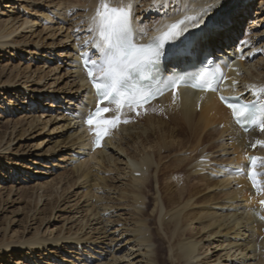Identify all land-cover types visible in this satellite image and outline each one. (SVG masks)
Instances as JSON below:
<instances>
[{
    "label": "bare ground",
    "instance_id": "obj_1",
    "mask_svg": "<svg viewBox=\"0 0 264 264\" xmlns=\"http://www.w3.org/2000/svg\"><path fill=\"white\" fill-rule=\"evenodd\" d=\"M258 1L195 0V3L190 5L193 9H199L205 5L212 7L214 11L210 13L208 19L214 18L216 23L223 25L222 30L214 32L208 40L201 43L199 59L204 53L217 54L218 57H223L222 62L226 67V75L224 84L220 87V92L224 96L237 95L249 90L250 95L256 94L260 98H264V92H262L264 90V76L258 78L259 76L251 74L250 69L255 65H251L248 58L257 49L253 47V43H250V41H246L239 46L235 44L234 39H231L235 34L241 32L249 13ZM67 2L70 3L69 0ZM184 2L188 3L189 0H184ZM50 3L49 5L40 6L42 11L39 13H41L40 15L45 22L42 21L46 23L50 20L48 15L55 13V17L59 18L57 22H65L68 21L65 17L68 13L69 17L74 18L71 19L72 26L76 31L79 29L80 34L78 39L72 40L67 50L63 48L61 53L52 52V45L47 49L49 54L44 55L47 57V61H51L50 58L54 57V62L57 58L64 57L67 63L65 70H72L70 73L66 72L67 77L72 79L68 89L54 88L45 92L43 89H39L36 92L39 94H36L34 104L42 103L41 110L45 107L50 108L46 110V113L49 114L56 113L57 110H61L62 113L68 112L69 115L72 112L76 114L74 120H78L75 124L76 129L79 130L77 131L79 135L72 129L73 126L69 127L70 123L65 127H57V130L64 127L70 133L74 132L72 136H76L75 143L81 141L77 145V150L81 151L83 156L89 157L90 161L96 162L97 168L98 165L105 162L109 165L113 163V167H115L114 162H112L114 155L117 157L116 161L121 157L126 159V161L124 160L123 170L117 169V175L119 174L123 178L128 176V180L127 183H121L122 189L120 188L121 191L117 192V195L118 201H128L125 208L134 209V212L129 211L123 214L133 218L132 225L131 222L129 225L122 223L118 219L123 215H118L116 223L113 222L117 226L112 229L113 231L111 230L113 232L111 240L105 245L103 242L96 244V240L90 241L85 237L86 234L80 237L76 233L64 239L48 240L43 237L37 238L38 235H36L22 244H10L9 242L0 247V264H4L5 259L8 260V264H35L34 259L39 258L36 254L45 256L47 246H55L57 250L60 241L64 242V247L69 246L71 252H77L74 258L77 259L74 261H79L82 256H85L82 260L83 264H87L89 261L97 264H163L162 258L165 250L168 264L219 263L222 257L229 258L228 255L232 250H234V253L241 255V264H245L246 259L251 260L252 258L256 259V262L251 264H264V206L260 204L261 200L264 199V173L260 174L262 167L264 170V131L254 130L243 133L235 125L231 111L220 103L217 94L199 90L179 89L176 93L166 94L147 106L144 115L136 117L133 112L123 110L122 119L128 120L125 123L126 127L123 123L114 128L111 126L109 133L101 144V150L93 151L92 142L88 136V131L84 130L82 118L84 112L93 103L94 98L92 89L86 82L85 74L82 71L80 58L83 54L91 55L93 59L98 58V55H95L96 49L89 44L95 38L94 34H89V28L92 26V17L101 0H77L75 3L80 4L81 8L70 10L65 7L61 14L58 12V8L63 4L58 2L53 5L54 2ZM108 3L113 7L131 6L133 27L138 33L142 31L146 34L138 35L137 43L153 38L157 33L165 30L168 24L180 18L171 15L173 6L179 4L180 0H108ZM263 3L264 0H260L257 11H264ZM1 4H4L5 8H10L8 7L9 2L2 3V0H0ZM86 9L87 13L85 12ZM165 13H168V15L166 16ZM151 17L156 19L150 21L151 23L149 22L150 26H146L145 19ZM258 19L256 17L249 19V24L256 26V24L264 22V19L256 22ZM2 28L3 25H0V39H6L11 33L6 34L7 32L5 33ZM59 30H63V27ZM247 30L249 31V29ZM196 31H199V29H196ZM188 35H191V32ZM252 38H257V35ZM65 39L71 40V36L65 37ZM4 46L12 47L14 43H4ZM34 48V54L36 55L38 49L42 47L36 46ZM0 49L2 52L5 51L3 46H0ZM261 49L264 54V45ZM58 61L62 62L61 59ZM258 61L263 62L259 66L260 69L258 68V73L263 74L264 60L258 59ZM173 64H175L174 67ZM173 64L167 63V66L179 69L185 63L173 62ZM58 70L61 71L62 68L56 67L55 71L58 72ZM42 80V77L39 78V81ZM14 87V85H10V88ZM2 91H5V89ZM9 92L10 90L5 91V94L8 95ZM79 99H81V104H77V106L79 105L77 112L71 111L69 107L65 108L68 104H75ZM82 101L84 102L82 103ZM18 102L23 101L19 100ZM55 102L59 103L58 106H54ZM27 106H31V103ZM155 107H159V109ZM52 108L57 110L54 111ZM155 112L160 113L158 118L151 115ZM164 116L169 118V122L162 120ZM45 117H47V114ZM63 117L64 115L59 119L49 118L45 125H47V122L48 124L57 125L59 121L65 119ZM220 124L224 125L222 131L217 132L216 129H213L212 132L205 133L206 129L215 128L216 125ZM133 129H136L137 132L134 133ZM118 136L119 138L116 139ZM217 138H220L219 140L226 139V141L225 143L220 142L219 145L215 143ZM129 147L132 152H128ZM198 148H201V151L197 153ZM225 148L232 150L233 158L221 159L224 158L221 156L227 153ZM215 149H220L218 156H214L218 152H215ZM183 150L191 151L190 154L192 155L189 157L179 156L178 153ZM248 155L256 158L251 168L248 165ZM62 161L60 160V162ZM82 163L78 166L75 165L77 166L75 168V183L87 180L91 172L88 171V167L84 168L87 162ZM96 165L94 164L93 167H96ZM227 166L243 169L244 176L230 174L222 168ZM10 169L13 170V168ZM23 169L26 168L23 167ZM1 171L0 169V173ZM249 173L251 178L248 179L247 175ZM97 180L102 182L103 178H97L96 182L98 183ZM152 182L155 185L154 198L147 201L143 193L145 189L151 191L153 188ZM254 189L259 190V192L257 191L258 194ZM219 194L223 195L220 203ZM43 197L39 196V201ZM149 206H152L150 214L147 211ZM121 208L124 209V207H120L116 210L121 211ZM111 209L113 210V206L98 207V212L94 213L93 216L95 217L101 212L98 217L102 218L104 217L102 214L107 211L110 212ZM125 211L123 210V212ZM108 214L110 215L109 218L115 215V213L113 215V212ZM109 221H104L105 225ZM88 222L86 221V223ZM97 224L100 225L102 222H97ZM122 228L124 229L122 230ZM105 229L102 232L104 235L109 233V230L105 231ZM97 235L99 237V233ZM217 237L221 240L214 241L218 239ZM107 238L106 234L104 240H107ZM84 245L87 248H82ZM98 245L106 247L98 248ZM113 245L122 251L125 248L123 254L120 255V252L112 253ZM211 246H215L214 249L223 248L222 251L225 252V255L222 257L216 255L215 259L214 256H208V252H211ZM84 249L87 250L84 251ZM105 250L110 261L106 260L101 263L99 258L103 256ZM247 251L249 255L245 258V252ZM68 252L66 254H69ZM257 253H259L258 256ZM52 254L55 255V252H52ZM15 258L16 261H14ZM19 258L22 260L19 261ZM211 258L214 260L212 261Z\"/></svg>",
    "mask_w": 264,
    "mask_h": 264
},
{
    "label": "rangeland",
    "instance_id": "obj_2",
    "mask_svg": "<svg viewBox=\"0 0 264 264\" xmlns=\"http://www.w3.org/2000/svg\"><path fill=\"white\" fill-rule=\"evenodd\" d=\"M67 1L68 0H2V3L9 2L10 4L8 7L10 8H5L4 4L0 5V25H3L2 29L5 30V33L7 32L6 34L11 33L8 38L0 39V46H3V49L5 50L2 52L0 49V158L2 159L0 161V169L2 170L0 173V247H3L9 242L10 244H22L23 242L31 240L36 235H38L37 238L43 237L44 239L53 240L55 238L64 239L65 237L67 238V236H73L74 233L80 237L86 234L85 237L90 241L96 240V244L103 242L105 245L111 240L110 238L113 233L112 229H115L117 226V224L113 223H116L117 216L128 213L129 211L134 212L133 208H125L128 201H118L117 195V192H120L122 189L121 183H127L128 180V176H126L127 178H123L119 176V174L117 175V169L123 170L125 163L124 160L126 161V159L121 157V161L120 159L116 161L115 159L117 157L114 155L115 157L113 156L112 162H114L115 167H113V163L109 165L108 163L106 164V162L103 164L100 162L101 164L99 163L100 165H98L99 167L97 168L96 162L90 161V159H88L89 157H86V155L83 156L81 151L77 150V145H79L81 141H76L77 144L75 143L76 136H72L74 132L70 133V131L66 130L67 128H64L65 125L67 126L70 123L69 127L73 126L72 129H74L76 134L79 135V132H77L79 130L76 129L75 124L78 120H74L76 119V114L72 112V114L69 115L68 112L62 113L60 112L61 110L58 111L53 108L52 109L54 111L57 110V112L49 114L46 113V110H49L50 108L45 107L41 110L40 107L43 106L42 103L34 104V102H36L34 101V98L36 94H39L36 93L37 90L43 89L44 92L50 91L54 88L66 90L72 81V79H69L66 74V72L70 73L72 70H65L67 68V63L63 56L57 58L54 62V57L50 58L51 61H47L48 59L44 55L49 54L47 49L52 47V45V52L61 53L63 48H66L67 50L72 43V40L78 39L80 30L78 29L76 31L74 26H72L73 23H71V19L73 17H69L68 13L67 16H65L68 21L64 22L59 20L62 21L61 23L57 22V19L59 18L55 17V13H50L48 15L50 20L44 23L45 21L40 15L41 13H39L42 11L40 6L49 5L51 4L50 2H54L53 5L58 2L59 4H63L58 8L60 14L63 13L62 11H64L65 7L70 10L73 8H81L80 4L75 3L77 0H69L72 4ZM258 4H260V0L249 13L247 21L243 25L244 30L242 29L240 33L237 35L235 34L231 39H234L235 44L239 46L246 41L253 43V47L257 49V51H254L253 48V55H249L248 57L250 64L253 66L255 65V67L250 69V72L251 74L259 76L258 78H262L264 76V68L262 69L263 74H259L258 71L260 69L259 66H261L263 62L258 61V59L264 60V54L261 49L262 45H264V22L256 24V26H251L249 24V19L255 17L259 18L256 22L264 19V11H257L259 9ZM85 12L87 13V9ZM155 19V17L154 19L153 17L150 19L146 18V26H150L152 20L154 21ZM58 23H60V27ZM61 27H63V30H59ZM68 28L70 29L68 30ZM247 29H249V31ZM255 35H257V38L253 39L252 37ZM69 36H71V40H66L65 37ZM8 42L14 43V46H4V43ZM257 44L260 45L257 46ZM36 46L42 48L38 49V54L35 55L34 47ZM60 59L62 62L58 61ZM56 67L60 69L62 68V70L56 72ZM41 77L43 80L39 81V78ZM10 85H14L15 87L10 88ZM4 89L5 91L10 90L8 95L5 94V91H2ZM17 100L23 102L20 103ZM80 100L81 99L77 100V102L74 101L75 104L73 103V105H66L65 108L69 107L71 111L77 112L79 110V105L77 106V104H81ZM83 102L84 101H82V103ZM30 103L31 106L28 107L27 105ZM58 104V102H55L54 106H58ZM38 107L39 109L37 110ZM155 108L159 109V107ZM46 114L47 117H45ZM63 115V119H65L59 121L57 125L48 124V122L47 125H45V122L48 121L49 118L59 119L62 118ZM151 115L158 118L160 113L155 112ZM162 120L164 122H169L167 116H164ZM135 125L137 124L135 123ZM59 126L64 127L60 130L58 128L57 130V127ZM124 126L126 127V125ZM213 129L220 132L224 129V125H216L215 128L210 127L206 129L205 133H210ZM135 130L136 129H133L134 133L137 132ZM118 138L119 136L116 137V139ZM219 139L220 138H217L215 140V143H218L219 145L221 144L220 142L225 143L226 141V139ZM225 149L227 150V153L223 154L221 157L224 158L221 159L233 158L232 150L230 148ZM97 150H101V148ZM200 151L201 148H198L196 152L198 153ZM214 151H218L216 155H214L218 156L220 149H215ZM128 152H132L130 147L128 148ZM190 153L191 151L183 150L178 154L179 156L184 155L183 157H189L192 155ZM60 160L63 161L60 162ZM82 162H87V164L84 163V168L88 167V171L91 172L87 180H81L75 183V168L79 164H83ZM94 164L96 167H93ZM23 167L26 169H23ZM10 168H13V170ZM13 171H15V173H13ZM260 172V174L264 173L263 167ZM24 176L27 177L28 180H26L27 178L25 179ZM135 176L137 175L135 174ZM96 177L103 178V181L101 182L97 180V183ZM152 184L153 188L151 191L145 189L143 193L147 201L154 198L155 185L153 182ZM238 188H240V186H238ZM254 191L256 194L259 192L258 189H254ZM219 195L220 203L223 195ZM39 196H44L41 201L38 199ZM101 205L104 207L113 206L114 211L111 209L110 212L107 211L105 214L103 213L102 215L104 217L102 218L98 217L101 212L94 217V213L98 212V207H103ZM120 207H124V209L121 208V211H117L116 209ZM151 209L152 206H149L147 209L149 214ZM123 210L126 211L123 212ZM112 212L113 215L114 213L115 215L109 218L110 215L108 213ZM132 219L133 218H130V216L123 215L118 220L129 225ZM86 221L89 222L86 223ZM100 221L102 224L98 225L97 222L99 223ZM104 221H109V223L105 225ZM6 228L7 231L5 232ZM103 228L105 231L109 230V233H106L108 237L107 240H104L106 234L104 235V233H102L104 230ZM123 229L124 228H122V230ZM98 233L99 237L97 235ZM245 235L247 236V233ZM217 240L221 239L218 238L214 241ZM104 245H98V248H105L106 246ZM115 245H113V248L111 249L113 251L111 252H120L119 254L122 255L125 248H123L122 251L120 248L115 247ZM213 247L215 246H211V252H208V256H214L213 258L215 259L216 255L221 257L225 255V252L222 251L223 248L214 249ZM82 248L87 247L84 245ZM66 250L69 251V254H66ZM85 250L87 249H84V251ZM52 252H55V255L52 254ZM106 252L107 251L105 250L103 256L99 258L101 263H104L106 260L108 262L110 261ZM233 253L234 250L228 255L229 258L225 257V259L222 257L219 263L212 264H241V255ZM45 254V256L36 254L39 258L34 259L35 264H83L82 260H84L85 257L82 256L80 258L81 261H74L77 259H74L77 252H71L69 246L64 247V242L62 241L59 242L57 250L55 249V246H47ZM258 254L259 253L256 255L258 256ZM245 255V258H247L249 255L248 251L245 252ZM163 256V264H168L166 250L164 251ZM213 258H211L212 261L214 260ZM18 260L21 261L22 259L19 258ZM14 261H16V258ZM245 261V264H248L249 262V264H251L255 263L256 259H246ZM4 264H8V260L5 259ZM87 264L97 263L89 261Z\"/></svg>",
    "mask_w": 264,
    "mask_h": 264
},
{
    "label": "snow or ice",
    "instance_id": "obj_3",
    "mask_svg": "<svg viewBox=\"0 0 264 264\" xmlns=\"http://www.w3.org/2000/svg\"><path fill=\"white\" fill-rule=\"evenodd\" d=\"M192 3H195V0H189L188 3L180 0L179 4L174 5L171 15L180 18L168 24L161 36L155 37L145 45L137 43V36L146 34L142 31L138 33L133 27L131 6L113 7L108 0H101L89 28V34H94L95 37L89 44L96 49L95 55H98L99 59H93L91 55L86 59L82 57L89 81L97 96L96 109L89 110L83 117L86 125L95 124L101 127L115 126L118 122L127 123L128 120L122 119L124 109L132 111L142 108L158 95L181 85L201 91L219 90L212 87L213 77L206 78L203 70L185 75L173 72L163 80L159 79L164 62L191 63L196 59L198 63H204L199 60L201 43L208 40L214 32L222 30L223 25L216 23L214 18L208 19L214 11L212 7L205 5L193 9L190 6ZM189 32L191 35H188ZM153 79H156L157 83L152 88L144 84L145 81ZM221 100L232 110L238 125L245 127V130L251 125L264 131V105L255 98L253 102H244L240 97H221ZM105 101L108 105L116 106L112 119L104 116L111 110L110 107L100 106ZM95 135V143L99 145L101 132H95ZM255 159L249 157V168L255 163ZM261 203L264 204V201Z\"/></svg>",
    "mask_w": 264,
    "mask_h": 264
}]
</instances>
